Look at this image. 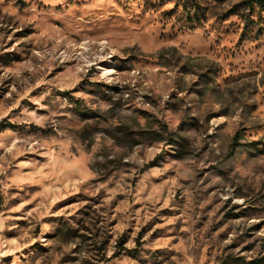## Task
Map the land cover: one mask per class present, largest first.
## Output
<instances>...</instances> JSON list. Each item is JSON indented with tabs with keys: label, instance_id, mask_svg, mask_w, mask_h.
<instances>
[{
	"label": "rangeland",
	"instance_id": "rangeland-1",
	"mask_svg": "<svg viewBox=\"0 0 264 264\" xmlns=\"http://www.w3.org/2000/svg\"><path fill=\"white\" fill-rule=\"evenodd\" d=\"M191 1L0 0V264L264 263V8Z\"/></svg>",
	"mask_w": 264,
	"mask_h": 264
},
{
	"label": "trees",
	"instance_id": "trees-1",
	"mask_svg": "<svg viewBox=\"0 0 264 264\" xmlns=\"http://www.w3.org/2000/svg\"><path fill=\"white\" fill-rule=\"evenodd\" d=\"M188 3H191L192 1L191 0H186ZM247 4L250 6V7H254V6H260V7H263L264 8V0H246ZM187 3V4H188ZM199 9L202 8L201 6L198 7ZM197 15V18H201V13H196ZM12 123H8V125H5L3 126L4 128L8 127L9 125H11ZM239 136H240V133H238L236 136H235V140L233 141L232 143V150L231 152L234 153L238 146L240 144V141H239ZM255 264H264V263H255Z\"/></svg>",
	"mask_w": 264,
	"mask_h": 264
},
{
	"label": "bare ground",
	"instance_id": "bare-ground-1",
	"mask_svg": "<svg viewBox=\"0 0 264 264\" xmlns=\"http://www.w3.org/2000/svg\"><path fill=\"white\" fill-rule=\"evenodd\" d=\"M109 71H112V69H109Z\"/></svg>",
	"mask_w": 264,
	"mask_h": 264
}]
</instances>
